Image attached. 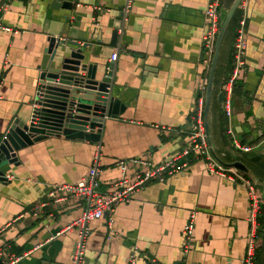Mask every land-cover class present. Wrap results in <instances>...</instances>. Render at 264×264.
Returning a JSON list of instances; mask_svg holds the SVG:
<instances>
[{
    "label": "crops",
    "instance_id": "crops-1",
    "mask_svg": "<svg viewBox=\"0 0 264 264\" xmlns=\"http://www.w3.org/2000/svg\"><path fill=\"white\" fill-rule=\"evenodd\" d=\"M1 1L0 23L11 31L0 28V142L16 119L30 120L50 57L49 33L62 21L70 20L78 37L89 38L92 61L102 70L115 63L114 89L125 108L118 118L106 119L101 141L65 135L36 141L19 152V165L0 183V257L20 256L15 264H70L77 230L58 233L82 215L85 201L71 196L40 216L31 208L48 199L53 185L84 177L98 147L106 190L121 179L119 159L141 157L155 166L190 142L196 101L210 73L203 59L208 0H135L116 44L112 33L124 0ZM234 2L223 0L221 26ZM233 17L216 63L209 135L220 159L241 161L250 173L228 167L227 176L212 173L206 160L196 158L183 172L148 183L90 222L86 264H130L135 252V264H244L253 233L251 187L260 204L255 264H264V156L252 160L264 146V0H242ZM241 21L246 65L227 93ZM235 141L252 149L244 151ZM146 166L130 163V179ZM192 213V242L185 251L182 231Z\"/></svg>",
    "mask_w": 264,
    "mask_h": 264
},
{
    "label": "water",
    "instance_id": "water-1",
    "mask_svg": "<svg viewBox=\"0 0 264 264\" xmlns=\"http://www.w3.org/2000/svg\"><path fill=\"white\" fill-rule=\"evenodd\" d=\"M242 0H235L229 10L216 41V49L209 73L205 97V128L211 154L226 168L250 173L241 161L232 163L220 159L212 148L208 114L212 97L213 80L223 37ZM70 2H65L63 7ZM122 17H118L112 33V44H116ZM70 20L62 21V27L49 33V59L40 74L34 108L29 121L16 119L0 142V183H7V174L12 166L19 165V152L36 141L49 136L65 135L72 139L101 141L107 118H118L125 104L117 97L115 85V63L107 70L92 61L94 53L89 47L88 37H78V26ZM224 93L219 95L223 100ZM264 156V146L255 152L253 161ZM264 188V182H262ZM0 257V264H5Z\"/></svg>",
    "mask_w": 264,
    "mask_h": 264
},
{
    "label": "built area",
    "instance_id": "built-area-1",
    "mask_svg": "<svg viewBox=\"0 0 264 264\" xmlns=\"http://www.w3.org/2000/svg\"><path fill=\"white\" fill-rule=\"evenodd\" d=\"M134 1L135 0H124L122 9L123 25H125L129 19ZM222 4L223 0H208L206 8V17L209 22L203 36V59L208 70L211 69L216 49V41L221 29L220 7ZM4 7L5 3L0 0V10H3ZM0 28L11 31L10 27L3 26L1 23ZM121 30H123V27H120L119 31ZM246 49L247 39L244 32V21H241L240 28L234 40L233 68L229 80L224 86V90H226L227 93L231 92V88L238 78L240 70L246 65ZM117 55L116 52L113 53L111 60H116ZM200 89L201 94L196 101L195 113L192 117L193 124L191 125L189 133L191 140L180 152L168 156L161 164L155 166H152L141 157L119 159L116 165L121 171V179L111 183L109 189L103 190L101 189L102 182L99 178L100 149L98 147L93 164L89 167L84 177L74 183L53 185L48 193V199L38 202L31 208L34 215L40 216L51 203L67 200V198L71 196H78L81 200L85 201L86 208L82 215L71 224L62 228L58 233L60 234L73 229L77 230L78 238L75 243L70 264H86L87 239L91 233L90 222L94 219L101 218L105 211L113 209L117 204L128 202L137 191L143 189L148 183L153 181L163 182L168 176L183 172L184 168L196 158L206 160L210 172L227 176V171H229V169L213 158L208 145L205 128V92L207 90V83L205 82L202 84ZM225 106L227 115L229 116L231 114L229 101L226 102ZM235 145L244 151H250L252 149L251 146H242L237 141H235ZM130 163L145 164L147 166L146 168L137 170L131 180L128 176ZM250 195L252 196L250 222L253 233L247 255L244 259V264H255L256 232L254 233V231L257 227V219L260 211L259 197L256 196L253 187H251ZM193 231L194 214L192 213L182 231L185 251L192 242ZM135 251H137L136 248ZM20 258V256H14L4 262L5 264H15ZM136 258L135 252L131 255L130 264H135Z\"/></svg>",
    "mask_w": 264,
    "mask_h": 264
},
{
    "label": "trees",
    "instance_id": "trees-1",
    "mask_svg": "<svg viewBox=\"0 0 264 264\" xmlns=\"http://www.w3.org/2000/svg\"><path fill=\"white\" fill-rule=\"evenodd\" d=\"M234 19V17L232 18V20Z\"/></svg>",
    "mask_w": 264,
    "mask_h": 264
},
{
    "label": "rangeland",
    "instance_id": "rangeland-1",
    "mask_svg": "<svg viewBox=\"0 0 264 264\" xmlns=\"http://www.w3.org/2000/svg\"><path fill=\"white\" fill-rule=\"evenodd\" d=\"M257 223H258V221H257Z\"/></svg>",
    "mask_w": 264,
    "mask_h": 264
}]
</instances>
